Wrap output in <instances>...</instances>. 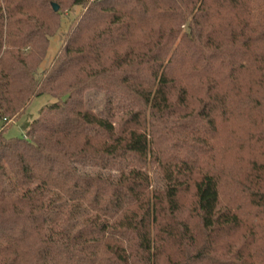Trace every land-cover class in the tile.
<instances>
[{
    "label": "trees",
    "instance_id": "16d2710c",
    "mask_svg": "<svg viewBox=\"0 0 264 264\" xmlns=\"http://www.w3.org/2000/svg\"><path fill=\"white\" fill-rule=\"evenodd\" d=\"M43 95L0 131V264H264V0H0V122Z\"/></svg>",
    "mask_w": 264,
    "mask_h": 264
},
{
    "label": "rangeland",
    "instance_id": "374dc122",
    "mask_svg": "<svg viewBox=\"0 0 264 264\" xmlns=\"http://www.w3.org/2000/svg\"><path fill=\"white\" fill-rule=\"evenodd\" d=\"M86 8L84 7H70V3L65 4L61 7L60 22L61 27L59 31L51 38V43L47 52L46 59L42 64V68L47 67L50 63L56 58L60 53L64 44L71 34L73 27L81 19ZM60 11V10H59ZM58 11V12H59ZM89 105L96 111H101L104 107L105 96L102 92H93L88 95ZM55 103V99L50 95H43L41 97L35 98L31 105L27 108L25 113L17 120L11 121L5 125V123L0 122V131L4 126L10 125L6 130L7 138H20L26 131L36 122V119L39 116L40 111L51 104ZM93 171L101 174L102 176L109 178L112 181L118 179L119 172L118 170H100L92 169ZM89 171V170H88ZM148 173L150 174L153 180L154 188L164 187V182L162 181V175L160 170L156 166H149L147 168ZM76 221L80 225H87L91 223H99V220L93 213H83L81 212L77 215Z\"/></svg>",
    "mask_w": 264,
    "mask_h": 264
},
{
    "label": "water",
    "instance_id": "95a60500",
    "mask_svg": "<svg viewBox=\"0 0 264 264\" xmlns=\"http://www.w3.org/2000/svg\"><path fill=\"white\" fill-rule=\"evenodd\" d=\"M52 6L55 12H58L60 10L59 5H57L56 3H53Z\"/></svg>",
    "mask_w": 264,
    "mask_h": 264
}]
</instances>
